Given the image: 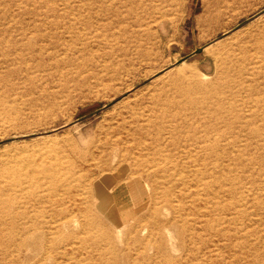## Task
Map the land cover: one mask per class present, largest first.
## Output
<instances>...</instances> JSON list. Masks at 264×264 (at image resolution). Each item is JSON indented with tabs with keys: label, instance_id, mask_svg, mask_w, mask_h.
Masks as SVG:
<instances>
[{
	"label": "rangeland",
	"instance_id": "obj_1",
	"mask_svg": "<svg viewBox=\"0 0 264 264\" xmlns=\"http://www.w3.org/2000/svg\"><path fill=\"white\" fill-rule=\"evenodd\" d=\"M212 1L0 0V264H264V0Z\"/></svg>",
	"mask_w": 264,
	"mask_h": 264
},
{
	"label": "bare ground",
	"instance_id": "obj_2",
	"mask_svg": "<svg viewBox=\"0 0 264 264\" xmlns=\"http://www.w3.org/2000/svg\"><path fill=\"white\" fill-rule=\"evenodd\" d=\"M240 0H213L212 2L215 5V14L216 16H224L227 11L235 12L237 10L238 4ZM255 39L254 47H250L249 45H245L242 43V52H249L262 46V43ZM260 45V46H259ZM249 55V54H248ZM55 57L52 54H47V58L50 63L49 66L53 67L60 62V64L64 65L62 59H54ZM130 64V61L123 60L117 66V68L113 69L110 73H104L101 75V79L99 82H95L94 86L98 84L105 85V82H111L121 77L124 74L134 73L132 68H128L127 66ZM178 81L182 83V78H179ZM177 81V82H178ZM135 82H131L126 88L121 90H114L109 95L108 99L116 96L118 93L129 89L133 86ZM175 87V86H174ZM163 92L160 93H149L146 97L139 100L136 99L130 104H128L123 111H121L116 118L114 126H110L106 133L108 135L114 136L115 138L112 141H108V139L100 141L101 149H106L109 145H113L115 148L124 149L127 145L129 139H131L130 148L131 149H140L141 141L150 137L151 132L149 131V126L152 123L154 116V111L157 105L160 103V97ZM64 96V95H63ZM166 97V95H165ZM154 110V111H153ZM155 134H159L161 128L158 126L155 128ZM143 138V139H142ZM46 238V237H45Z\"/></svg>",
	"mask_w": 264,
	"mask_h": 264
}]
</instances>
